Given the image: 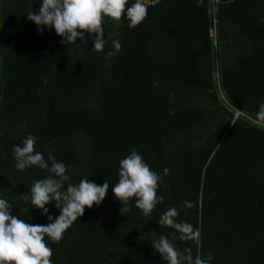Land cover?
<instances>
[{
	"label": "trees",
	"instance_id": "16d2710c",
	"mask_svg": "<svg viewBox=\"0 0 264 264\" xmlns=\"http://www.w3.org/2000/svg\"><path fill=\"white\" fill-rule=\"evenodd\" d=\"M38 8L1 0L0 197L18 219L48 223L19 197L48 175L13 166L12 146L29 133L45 159L51 151L65 164L66 183H109L60 242L45 238L53 264H166L151 243L174 232L157 224L170 206L200 230L197 241H173L181 251L264 264V129L250 123L264 101V0H218L215 21L210 0L147 4L133 28L123 16L119 28L104 19L99 53L86 32L85 44L66 45L51 27L38 32L26 14ZM113 39L121 49L106 58ZM132 148L162 176L163 203L147 218L132 199L120 212L111 192Z\"/></svg>",
	"mask_w": 264,
	"mask_h": 264
},
{
	"label": "clouds",
	"instance_id": "9594fccd",
	"mask_svg": "<svg viewBox=\"0 0 264 264\" xmlns=\"http://www.w3.org/2000/svg\"><path fill=\"white\" fill-rule=\"evenodd\" d=\"M38 3L35 14L31 10L26 13L27 19L37 26L38 32L41 31V25L51 27L62 38L60 43L64 45L76 44L77 38L85 44L86 32L92 42L91 51L97 53L104 50L106 43L102 38L105 18H109L119 28L123 16L128 27L133 28L147 14L145 0H38ZM120 49V42L113 39L105 57L116 56ZM250 123L264 129V101L258 103ZM37 139L29 133L21 139L20 144L13 145L11 151L13 166L17 171L22 172L30 167L47 171L48 175L34 180L28 192L19 197L39 210L48 223L31 224L18 219L11 214L10 200L0 197V264H53L50 259L52 250L45 238L51 243L60 242L63 233L83 214L85 207L99 206L109 188L107 179L99 185L87 178H81L78 183H66L69 176L65 164L58 161L51 151L46 159L40 151H36L34 145ZM118 163V180L111 185V192L121 205L120 212L129 210V200L132 199L140 214L150 217L153 209L163 203V196L157 194L162 176L150 169L135 148ZM168 171L167 168L163 169L164 174ZM49 203H53L59 211L55 218L46 207ZM181 206L190 208L191 204L183 201ZM178 215L175 206L161 213L157 224L170 227L174 232L167 236L161 234L158 238L153 236L151 247L166 264H211L213 257L210 253L201 258L200 255L193 256L189 247L181 251L175 246L173 241L177 239L182 242L197 241L200 231L190 223L177 220Z\"/></svg>",
	"mask_w": 264,
	"mask_h": 264
},
{
	"label": "built area",
	"instance_id": "2783aa9c",
	"mask_svg": "<svg viewBox=\"0 0 264 264\" xmlns=\"http://www.w3.org/2000/svg\"><path fill=\"white\" fill-rule=\"evenodd\" d=\"M160 0H145V3L150 4V5H154L156 3H158ZM211 2V7H212V12H213V16H214V21L215 19V15H216V2H218V0H210ZM238 114H240V111H236L235 115L238 116Z\"/></svg>",
	"mask_w": 264,
	"mask_h": 264
},
{
	"label": "rangeland",
	"instance_id": "374dc122",
	"mask_svg": "<svg viewBox=\"0 0 264 264\" xmlns=\"http://www.w3.org/2000/svg\"><path fill=\"white\" fill-rule=\"evenodd\" d=\"M0 7H1V0H0ZM0 26H1V15H0ZM0 65H1V49H0Z\"/></svg>",
	"mask_w": 264,
	"mask_h": 264
}]
</instances>
